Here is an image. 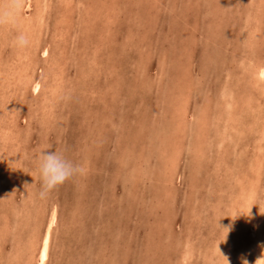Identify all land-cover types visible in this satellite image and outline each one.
I'll list each match as a JSON object with an SVG mask.
<instances>
[{
  "label": "rangeland",
  "instance_id": "rangeland-1",
  "mask_svg": "<svg viewBox=\"0 0 264 264\" xmlns=\"http://www.w3.org/2000/svg\"><path fill=\"white\" fill-rule=\"evenodd\" d=\"M263 66L264 0H0V264H264Z\"/></svg>",
  "mask_w": 264,
  "mask_h": 264
},
{
  "label": "clouds",
  "instance_id": "clouds-1",
  "mask_svg": "<svg viewBox=\"0 0 264 264\" xmlns=\"http://www.w3.org/2000/svg\"><path fill=\"white\" fill-rule=\"evenodd\" d=\"M18 43L20 46H25L27 44V40L24 36H21L18 38ZM37 164L39 177L42 183V191L40 192L41 197L46 196L47 193L62 185L66 180L79 171L78 167L68 160L63 153L53 149L52 146L41 149L37 159ZM251 206L252 205L248 207L246 212L240 211L237 212L236 215L243 213L251 216ZM223 229H226L224 233V241L229 228L225 227Z\"/></svg>",
  "mask_w": 264,
  "mask_h": 264
},
{
  "label": "bare ground",
  "instance_id": "bare-ground-1",
  "mask_svg": "<svg viewBox=\"0 0 264 264\" xmlns=\"http://www.w3.org/2000/svg\"><path fill=\"white\" fill-rule=\"evenodd\" d=\"M152 1V0H151ZM159 1V0H158ZM154 2H155V0H154ZM161 2V1H160ZM127 4V3H126ZM142 4V3H141ZM158 4V3H157ZM168 4H171V3H168ZM140 5V4H139ZM126 7V6H125ZM143 7V6H142ZM154 7V6H153ZM15 8V7H14ZM36 8V7H35ZM159 8V7H158ZM117 11V10H116ZM151 14V13H150ZM155 14V13H154ZM181 14V13H180ZM37 15V14H36ZM113 15V14H112ZM140 17V16H139ZM151 17V16H150ZM182 17V16H181ZM220 17V16H219ZM51 18V17H50ZM21 20H22V18H21ZM138 21V20H137ZM10 22V21H9ZM29 24V23H28ZM56 25V24H55ZM129 25V24H128ZM23 27V26H22ZM76 34V33H75ZM192 35V34H191ZM129 36V35H128ZM243 36V35H242ZM193 38V37H192ZM191 38V39H192ZM189 39H190V36H189ZM194 39V38H193ZM147 40V39H146ZM194 41V40H193ZM56 46V45H55ZM37 47V46H36ZM61 52V51H60ZM60 60V59H59ZM58 60V61H59ZM254 60V59H253ZM55 62V61H54ZM59 63V62H58ZM140 64V63H139ZM173 64V63H172ZM262 64V63H261ZM261 64H259V65H261ZM258 65V66H259ZM139 66V65H138ZM235 66V65H234ZM253 66V65H252ZM40 68V67H39ZM139 68V67H138ZM143 68V67H142ZM202 68V67H201ZM253 68V67H252ZM46 69V68H45ZM137 70V69H136ZM258 70V69H257ZM143 71V70H142ZM169 71V70H168ZM140 72H141V69H140ZM186 73V72H185ZM260 74H262L263 76H264V66H263V68L261 69V73ZM173 78V77H172ZM177 78V77H176ZM223 78V77H222ZM262 78V77H261ZM264 78V77H263ZM41 81V80H40ZM264 81V80H263ZM88 82V81H87ZM128 83V82H127ZM126 83V84H127ZM61 84V83H60ZM162 88V87H161ZM55 90V89H54ZM163 90V89H162ZM161 90V91H162ZM41 91V90H40ZM156 91V90H155ZM81 93V92H80ZM165 94V93H164ZM219 95V94H218ZM59 96H61V95H59ZM85 96V95H84ZM100 96V95H99ZM76 97V96H75ZM133 97H134V95H133ZM164 97V96H163ZM225 97V96H224ZM50 98V97H49ZM219 98H220V96H219ZM52 99V98H51ZM132 100V99H131ZM217 100H219V99H217ZM39 102V101H38ZM223 103V102H222ZM43 104V103H42ZM225 105V104H224ZM111 106V105H110ZM176 106V105H175ZM112 107V106H111ZM228 107V106H227ZM179 108H180V106H179ZM181 108H182V106H181ZM160 109V108H159ZM227 109V108H226ZM40 110V109H39ZM67 110V109H66ZM228 110V109H227ZM229 110H230V108H229ZM46 111V110H45ZM180 111V110H179ZM111 112V111H110ZM143 112V111H142ZM164 112V111H163ZM57 115V114H56ZM59 120V119H58ZM85 120V119H84ZM184 121V120H183ZM98 122V121H97ZM144 122V121H143ZM179 123H180V121H179ZM153 124V123H152ZM132 125V124H131ZM178 125V124H177ZM182 125V124H181ZM185 125V124H184ZM261 125V124H260ZM233 127V126H232ZM263 127V126H262ZM261 127V128H262ZM23 128V127H22ZM183 128V127H182ZM231 128V127H230ZM123 129V128H122ZM100 130V129H99ZM123 130H125V129H123ZM166 130H167V127H166ZM261 130V129H260ZM119 131H120V129H119ZM264 131V130H263ZM116 132H118V131H116ZM127 132V131H126ZM120 133H122V130H121V132ZM118 133H116V135H117ZM166 134V133H165ZM261 134H263L262 132H261ZM100 135H102V133L100 134ZM120 135V134H119ZM122 135H123V133H122ZM108 136V135H107ZM123 137V136H122ZM127 137V136H126ZM116 138H118L117 136H116ZM124 138H125V136H124ZM127 139V138H126ZM134 139V138H133ZM262 139V138H261ZM120 140H121V138H120ZM119 140V141H120ZM130 140V139H129ZM166 140V139H165ZM123 141V140H122ZM134 141V140H133ZM132 141V142H133ZM135 141H136V138H135ZM167 141V140H166ZM229 141H231V140H229ZM258 141H259V139H258ZM73 142V141H72ZM124 142H126V143H128L127 141H124ZM131 142V141H130ZM116 143H117V141H116ZM162 144H163V142H161ZM262 143V142H261ZM67 144V143H66ZM117 144H119V142L117 143ZM134 144V143H133ZM162 144H161V146H162ZM221 144V143H220ZM120 145V148H121V144H119ZM125 145V144H124ZM124 145H123V147H124ZM131 145V144H130ZM168 145V144H167ZM97 146V145H96ZM132 146V145H131ZM131 146H130V148L129 149H131ZM61 147V146H60ZM153 147V146H152ZM157 147V146H156ZM155 147V148H156ZM163 147H165V146H163ZM127 148H128V144H127ZM144 148H145V146H144ZM154 148V149H155ZM21 149V148H20ZM124 149H126V148H124ZM124 149L123 150H121V151H119V152H121L122 154L124 153ZM128 149V150H129ZM134 150V149H133ZM140 150H141V148H140ZM118 151V150H117ZM142 151V150H141ZM143 151H144V149H143ZM109 152V151H108ZM74 153V152H73ZM99 153V152H98ZM117 154V153H116ZM120 154V153H119ZM262 154V153H261ZM118 155V154H117ZM130 155V154H129ZM135 155V154H134ZM239 155V154H238ZM77 156V155H76ZM99 156V155H98ZM120 157H121V155H119ZM119 156H117V157H119ZM124 156V155H123ZM127 156V155H126ZM101 157V156H100ZM119 157V158H120ZM129 157V156H128ZM133 157V156H132ZM136 157V156H135ZM264 157V156H263ZM91 158V157H90ZM118 158V159H119ZM134 158V157H133ZM101 159V158H100ZM21 160V159H20ZM137 160V159H136ZM79 161V160H78ZM139 161V160H138ZM257 161V160H256ZM105 163V162H104ZM123 164V163H122ZM18 165V164H17ZM92 165V164H91ZM201 165V164H200ZM233 165V164H232ZM98 166V165H97ZM86 169V168H85ZM114 170V169H113ZM172 173V172H171ZM246 174V173H245ZM254 176H256V175H254ZM257 177V176H256ZM128 178V177H127ZM249 179V178H248ZM257 179V178H256ZM259 181V180H258ZM124 182V181H123ZM88 183V182H87ZM253 187V186H252ZM245 188V187H244ZM95 191V190H94ZM236 191V190H235ZM86 192V191H85ZM241 192V191H240ZM96 194V193H95ZM82 196V195H81ZM96 196V195H95ZM236 196V195H235ZM239 197V196H238ZM262 197V196H261ZM14 202V201H13ZM16 202V201H15ZM243 202V201H242ZM78 209V208H77ZM48 214V213H47ZM27 215V214H26ZM26 215H25V217H26ZM264 215V214H263ZM247 217V216H246ZM54 218H55V216L54 215H51L50 216V219L48 220V222H49V228H50V226H52L53 225V223H54ZM82 222V221H81ZM80 224V223H79ZM192 224V223H191ZM240 224V223H239ZM36 224H34V226H35ZM82 225V224H81ZM78 227V226H77ZM261 227V226H260ZM49 228L47 227V230L45 231V233H44V235L42 236V241H41V245H40V248H39V251H38V253H37V264H45L46 263V261H47V259H48V254H49V248H50V231H49ZM67 228V227H66ZM242 231V230H241ZM248 231V230H247ZM259 232V231H258ZM262 231H260V233H261ZM259 233V234H260ZM35 236V235H34ZM259 236V235H258ZM261 237V236H260ZM195 240V239H194ZM261 242V241H260ZM99 244V243H98ZM262 244V243H261ZM28 245V244H27ZM30 245V244H29ZM101 245H103V243L101 244ZM196 245V244H195ZM215 245V244H214ZM253 245V244H252ZM97 246V245H96ZM216 246H218V245H216ZM261 247V246H260ZM27 248V247H26ZM97 248H98V246H97ZM100 249H101V246L99 247ZM99 249V250H100ZM32 250V249H31ZM228 250V249H227ZM25 251V250H24ZM27 252V251H26ZM66 252V251H65ZM99 252V251H98ZM218 252V251H217ZM220 253V252H219ZM226 253V252H225ZM34 254V253H33ZM98 254V253H97ZM251 254V253H250ZM229 255V254H228ZM62 256V255H61ZM60 256V257H61ZM33 257V256H32ZM210 257V256H209ZM250 257V256H249ZM263 257V253H261L260 251H259V257H258V264H263L262 262H261V258ZM28 259V258H27ZM30 259V258H29ZM28 259V260H29ZM226 260H228V259H226ZM205 262V261H204ZM28 263V262H27ZM234 263V262H233ZM252 263V262H251ZM25 264V263H24Z\"/></svg>",
  "mask_w": 264,
  "mask_h": 264
}]
</instances>
